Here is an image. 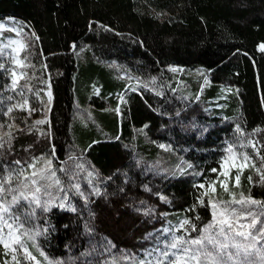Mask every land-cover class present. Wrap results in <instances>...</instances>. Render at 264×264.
<instances>
[{
  "label": "trees",
  "instance_id": "obj_1",
  "mask_svg": "<svg viewBox=\"0 0 264 264\" xmlns=\"http://www.w3.org/2000/svg\"><path fill=\"white\" fill-rule=\"evenodd\" d=\"M5 16L22 26L16 88L36 91L38 102L31 114L14 111L0 128V167L47 157L60 182H77L85 193L64 186L74 192L75 211L31 205L34 227L47 229L36 237L39 250L27 241L36 257L43 251L60 264H137V254L168 220L188 218L197 230L211 223L210 197L243 194L264 202V0H0V19ZM82 58L123 63L142 83L88 94ZM172 65L187 72L177 74ZM224 85L231 88L226 101ZM75 90L83 103L108 107L100 114L110 122L108 134L82 123ZM231 135L252 140L253 162L239 184L230 179L228 192L217 185L202 195L200 183L216 175ZM30 189L21 187L26 195ZM7 257L0 245V264ZM252 259L261 264L259 254Z\"/></svg>",
  "mask_w": 264,
  "mask_h": 264
},
{
  "label": "snow or ice",
  "instance_id": "obj_2",
  "mask_svg": "<svg viewBox=\"0 0 264 264\" xmlns=\"http://www.w3.org/2000/svg\"><path fill=\"white\" fill-rule=\"evenodd\" d=\"M15 43V41H13ZM264 49V45H261ZM17 63H21L17 61ZM0 67H3L0 64ZM176 71V69H172ZM16 73L13 72L12 88L15 89L17 86V80L15 79ZM27 103V101H25ZM16 107H20L17 105ZM9 112L12 108L8 109ZM34 111V109H33ZM119 111V109H117ZM44 120H37L35 124H43ZM11 127V126H10ZM146 127V126H145ZM237 132L244 135V132L237 127ZM10 137V133L7 134ZM10 142V141H9ZM249 145H253V142L248 141ZM248 145H240V147H247ZM0 147H3V142L0 140ZM161 147H165L161 145ZM235 146L229 144L225 149V152L232 155L234 154ZM257 155H259V150ZM55 154V149H53V155ZM245 160H249L250 157L246 153H241ZM39 158H34V162L29 164L28 167L34 169L32 172V177L24 176V180L20 183L24 184L27 188L28 184L24 183L25 180H30L31 184L34 186L35 190L30 195H26L24 192L19 191L18 188L6 187V185H11L13 175L10 173L8 177L0 179V244L3 245L5 250L11 249L14 253L17 248L23 249L25 257L30 260H35V257L31 252L28 251L27 241H32L33 247L39 250V246L36 244V237L41 236L47 229L40 230L39 228L25 227L29 223V217H35V208H41L44 212L51 210V207L56 206L53 204L52 199L44 201L38 195L41 192V186L39 182L34 177L39 175L40 179L45 178V169L35 170V161ZM264 160V157L261 158ZM227 160V157L225 158ZM20 164V161H16ZM51 160L46 161V168L51 172V177H55V171L51 170ZM264 166V165H262ZM189 167H191L189 165ZM64 171V169H61ZM212 171H217L213 169ZM260 169H257L259 172ZM24 170L21 169L20 173L15 177L19 178V175H23ZM227 176V172L223 173ZM89 177L93 175L92 172L88 173ZM252 178L249 177L251 182ZM261 180L264 181V175L261 176ZM237 184H239V175L236 177ZM60 180L56 179L55 184L60 185ZM91 183V180H89ZM51 185H49L50 187ZM76 190V193L85 196V193L81 191L80 184L77 183L72 185ZM199 187L203 188L204 185L201 184ZM212 192L215 193V188L209 185ZM221 187L225 192H228V187L226 184L221 183ZM63 191V189L61 188ZM96 195H100L98 189H93ZM10 195V200H5V196ZM202 195H208L204 193ZM67 194L62 198L59 203L60 208L65 207L64 201L67 200ZM86 198V197H85ZM161 199H165L161 197ZM22 201H28L29 206L35 205V208L23 216L19 212V207ZM143 203V201L141 202ZM201 205H204V200L201 198L199 200ZM233 205H239L238 210ZM249 205L259 206L264 209V202L251 198L250 196L245 198L241 194L240 199H235L233 197L231 200L224 201H214L211 197L208 199L207 205L212 209V222L205 225L203 228L197 230V227L191 222L190 219L185 218L179 222V229H183L184 235L171 234L170 238H165L162 246L160 242L155 249L147 250L144 253V258L139 259L137 264H255L252 257L255 254H259L261 264H264V211L259 214H254L252 211L248 210ZM75 211V209H71ZM151 209L146 214L151 213ZM248 217H253L250 224L241 223V220H245ZM198 219V217H197ZM261 225L257 227V225ZM7 228V233L5 234L4 229ZM87 228V225H86ZM178 229V230H179ZM240 229H247V231H242ZM165 233H171V229H164ZM199 234L196 237H189V232H197ZM27 238V240L24 239ZM240 238V239H237ZM245 241H251V243H245ZM40 255L48 260L43 251H40ZM16 255L12 256V260L16 261ZM7 264V261L5 262ZM19 264V261H17ZM39 264V262H37ZM48 264H60L59 261H48Z\"/></svg>",
  "mask_w": 264,
  "mask_h": 264
},
{
  "label": "rangeland",
  "instance_id": "obj_3",
  "mask_svg": "<svg viewBox=\"0 0 264 264\" xmlns=\"http://www.w3.org/2000/svg\"><path fill=\"white\" fill-rule=\"evenodd\" d=\"M21 28L22 26L20 21H18V19L14 17L5 16L0 19V64L3 65V67H0V128L7 126L10 123V120L15 114L14 111H24L25 114H31L33 112V109L34 111L36 109L37 103L35 104L34 100L35 102H38L36 91H33L31 95H29L27 92H24L20 89L12 88V81L14 79L13 72L16 73V80L21 74V71L18 69V65L20 63H17V61L21 62V59L18 55L20 48L22 47V42L19 36ZM13 41H15V43H13ZM259 47H261V45H259ZM81 61L83 67H81L80 73L84 81L87 82L86 88L88 94L101 96L103 95V91L108 92L109 90H112V92L114 93H118L121 88L126 89L133 86H139L142 83L140 74L129 69L123 63L116 61L111 62L110 60H106L105 62L107 63L97 61L88 62V60H86L85 58H82ZM170 68L171 70L176 69V71L174 72H176L177 74L187 72L182 66L172 65ZM196 70L199 72L200 69H191L192 72ZM104 87L105 90H103ZM229 92H231V88L229 86H222L220 97L225 101L228 100ZM44 93L47 100L49 101L51 98L50 90L45 89ZM81 98V95H78V91L76 92L75 90L77 110H79L78 114L83 121L82 123L86 127L92 126L95 129L98 128L97 131L100 132V134H108L111 128L110 122L107 118V115H100L107 114L108 107L104 106L102 108H97L96 106L88 105V103H83ZM25 101H27V103H25ZM225 104L226 103L224 102H218L216 104V107L224 106ZM17 105H19L20 107H16ZM9 108H12L11 112L8 111ZM248 141L250 140L239 141L235 138L234 135H231L230 137L225 139L222 146L223 152L220 156L219 169L217 170L216 175L213 178H207L204 182L200 183V185H204V187L202 188L204 192L212 191L209 185H212V187L216 188L217 185L221 186V183H224L226 184V186H228L231 178H233V184H237V175H240L242 170L253 162V157L250 152V147H253V145H249ZM229 144L235 146L234 154L232 155L225 152V149ZM242 144L248 146L240 147V145ZM160 145H164L165 147H167V144L163 142H161ZM241 153H246L250 157V159L245 160ZM226 157L227 160H225ZM47 160H49V158L39 157V159L35 161V170L38 171L40 169H45L46 173L44 179H40L39 175L37 177H34L38 180L39 185L42 189L38 195L44 201L52 199L54 205H59L62 198L65 196V194H67L68 198L64 201L65 207L70 209L74 208L72 199L74 192L71 187L65 188L64 186H72L77 184V182H72L70 183V185L61 182L60 185L57 186L55 184V180L58 178L56 176L51 177V172L46 168ZM29 164L31 163H28L25 167L15 163H11L10 166L2 165L0 167V179L8 177L11 173L13 175L11 185H6V187L10 186L13 188H18L19 191H22L21 187L24 186V184L20 183V181L24 180V176L26 175L30 178H33L32 172L34 171V169L29 168ZM21 169L24 170V174L19 175L18 179L15 178L20 173ZM51 170H53L52 164ZM225 172L228 173L227 176L223 174ZM24 183H27L28 185H31L33 187V189H30L28 193L29 195L34 192L35 188L31 184L30 180H25ZM49 185L51 186L49 187ZM61 188L63 189V191L61 190ZM10 199V195L5 196V200ZM30 207L27 205L26 201H22L21 206L19 207L20 214L23 216L24 214L28 213L29 210L31 211L33 207ZM183 219L185 218L179 216L177 220H168L164 225L154 231L152 233L153 240L150 241V243L147 244L139 254H137V260L143 259L144 253L147 250L155 249L158 245V242H160V246H162L165 238H170L172 233H175L176 235H184V230L179 229V222ZM25 227L35 228L30 217L29 223L26 224ZM164 229H171V233H165L163 231ZM7 231V228H5V234L7 233ZM188 235L189 237H196L193 236L191 232H189ZM0 245L3 247L2 244ZM3 250L8 253L6 261L13 264H17V261H19V264H37V262H39V264H48V261H50L49 258L48 260H45L44 256L39 259L30 251L29 247L28 251L32 253V255L35 257V260L27 259L23 252V249L17 248V251L15 253L11 249L5 250L4 247ZM13 255H16V261L12 260ZM191 264H194V262H191Z\"/></svg>",
  "mask_w": 264,
  "mask_h": 264
}]
</instances>
